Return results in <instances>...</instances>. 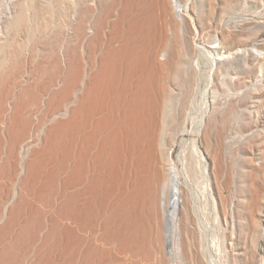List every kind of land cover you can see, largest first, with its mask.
Returning a JSON list of instances; mask_svg holds the SVG:
<instances>
[{"label":"rangeland","instance_id":"obj_1","mask_svg":"<svg viewBox=\"0 0 264 264\" xmlns=\"http://www.w3.org/2000/svg\"><path fill=\"white\" fill-rule=\"evenodd\" d=\"M22 2L36 29L31 37L27 24L18 31L9 25ZM180 3L178 11L171 10L170 0L128 8L124 0H0V43L14 37L27 41L22 54L8 48L0 60V142L9 128L31 129L24 135H30L26 163L45 147L47 137L52 148L62 144L61 153L69 151L74 87L80 94L99 87L104 58L114 49L125 55L149 44L164 30L161 21L168 22L172 40L174 19L187 59L185 71L168 85V136L184 204L176 246L169 248L159 206L166 166L152 174L149 186L156 195H151L150 215L142 212L137 195L126 201L136 225L134 256L124 252L121 239L110 242L122 231L119 181L110 203L113 222L103 224L102 202L96 199L93 232L81 255L74 247L85 239L82 231L25 197L20 189L24 168L4 187L1 199L0 264H264V0ZM217 55L222 59L213 61ZM157 56L166 57L162 51ZM36 99L43 109L27 113L26 105ZM52 171L29 187L51 190Z\"/></svg>","mask_w":264,"mask_h":264},{"label":"bare ground","instance_id":"obj_2","mask_svg":"<svg viewBox=\"0 0 264 264\" xmlns=\"http://www.w3.org/2000/svg\"><path fill=\"white\" fill-rule=\"evenodd\" d=\"M124 1L127 8L145 2ZM33 2L30 0L31 4ZM180 2L170 0L171 10L179 11L182 6ZM27 11L28 5L20 3L9 25L15 31L26 26L31 37L36 29L27 19ZM161 22L164 30L159 36L153 34L151 45L145 43L137 51L125 55L114 49L112 54L104 58L105 69L99 87L84 94H80L79 87H74L68 152L61 153L65 148L62 144L57 145V150L52 148L47 137L45 147L41 151L36 150L34 157L26 163L24 150L30 145L27 141L30 135L26 138L24 135L28 127L19 130L9 128L6 137L0 142V205L6 192L4 187L26 168L20 189L27 200L38 204L51 217L67 220L84 234L87 241L83 239L74 247L76 254L82 255L88 248V239L93 232L91 218L96 199L100 198L102 202L103 224L108 226L113 222L111 214L114 209H110V203L119 181V191L124 197L122 231L118 237L113 235L110 242L117 244L121 239L124 252L134 256L136 225H133L126 201H129V195L133 194L132 198L137 195L143 202L142 212L150 215L151 195H156V188L152 190L149 185L152 174H156L162 165L167 167L168 176L160 188L159 206L165 217L170 249L176 246L178 232L183 228L184 204L180 198V178L172 158L167 123L172 99L168 85L175 81V75L185 71L187 59L176 20L170 23L172 40L166 34L168 22ZM142 29H138L140 35ZM26 46L27 41L19 43L15 37L9 42L0 43V60L5 57L8 48L11 51L13 48L16 56L17 53L22 54ZM160 51L166 57L159 58L157 55ZM222 56H212L213 61L217 62ZM31 105H26L27 113L36 114L43 109L41 100L36 99ZM22 125L26 126V123ZM151 154H154L153 161ZM46 155V160H42ZM52 169L51 190L46 188L45 191L43 186L29 187L30 181ZM142 180L143 185L140 184ZM106 239L107 236L103 234L102 240Z\"/></svg>","mask_w":264,"mask_h":264}]
</instances>
